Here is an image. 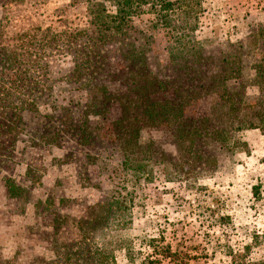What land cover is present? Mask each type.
Masks as SVG:
<instances>
[{
	"label": "rangeland",
	"instance_id": "1",
	"mask_svg": "<svg viewBox=\"0 0 264 264\" xmlns=\"http://www.w3.org/2000/svg\"><path fill=\"white\" fill-rule=\"evenodd\" d=\"M118 2L0 0V264H264V0Z\"/></svg>",
	"mask_w": 264,
	"mask_h": 264
},
{
	"label": "trees",
	"instance_id": "2",
	"mask_svg": "<svg viewBox=\"0 0 264 264\" xmlns=\"http://www.w3.org/2000/svg\"><path fill=\"white\" fill-rule=\"evenodd\" d=\"M124 1V0H123ZM123 1L118 2L117 5H121L122 7H124L126 4H123ZM122 10H119V12H121ZM103 11L97 12V14L94 16L95 17V22H99L101 20V17L104 16V14L102 15ZM97 18V19H96ZM123 19V18H122ZM94 21V25L96 24ZM97 30L101 31L100 26H96L95 27ZM101 37H104L103 34H100ZM99 38L96 39V42H98ZM84 54V53H83ZM86 56L92 55V52L90 50H86L85 52ZM91 61L89 58L83 60L82 65L84 64H88L89 66L91 65ZM96 63H94L95 65ZM202 71V70H201ZM224 77V76H223ZM198 79V78H197ZM220 85L223 86L224 85V78L219 79ZM196 83H199V88L200 89H204V88H214V85L211 84V82H208V79L206 81H201L200 79H198V81ZM101 88V87H100ZM147 84L145 85H139V86H135L133 89L137 90V91H142V90H147ZM95 89H98V87H95ZM106 92V91H105ZM219 96H217L216 101H220V99L218 98ZM109 96L107 95V92L105 94V96L103 97V101L101 102V109H105L103 108L105 105L104 101H108L109 100ZM214 99V100H215ZM140 102L136 103V104H132V102L127 101L124 104L123 107V111H122V117L117 119L115 121V124L117 127H119V130L122 131V133H124V135H122V138H119L120 140L122 139V144H123V148L126 147L129 144L134 143L135 145L138 146L137 142L135 141L136 137H137V133H138V126L134 124V122L138 123L139 119L138 117H145V114H149L150 116V123L151 121H155L156 123H162L164 124L167 123H171V121L173 120L174 122H176V119H180V115L182 114L183 110L181 109V106L178 104L177 106H174L173 104H171L168 101H163V102H158V101H150L149 100H145L144 102L141 101V98L139 100ZM94 102V103H93ZM91 107H98L99 105V101L97 99H93L91 100ZM231 103H233V101L231 100ZM230 103V101L228 102L229 104V109L228 112H230V110H232V104ZM232 105V106H231ZM103 106V107H102ZM225 106V105H224ZM135 109V111H134ZM185 110V109H184ZM172 112L174 114H172ZM129 115V116H128ZM130 117V118H128ZM143 117L142 120L143 121ZM129 120L131 121L129 122ZM186 118L182 116L181 120L178 121V128L177 131L178 134L182 137H186V139H190L191 142L187 147V150H190L191 148H193L194 146V141H195V137H200V136H204L207 137L210 134L207 132L208 131V127L210 124H208L206 122L207 118L202 119V121H200V123H198L194 128H190L187 129L189 127H191V124L196 123L193 120H189L190 122L187 123L186 122ZM83 129L85 128L84 126H81ZM241 127V126H240ZM86 129V128H85ZM225 133V132H224ZM196 134V135H195ZM81 136L86 137V135H84V132L81 131ZM127 137V138H126ZM90 138V137H89ZM125 164L128 162V158L126 161H124ZM12 186V185H11ZM14 186H12L11 188H13ZM167 253L169 256H165L164 258H167L171 261H174V257H173V253L169 251V249L167 250ZM154 255H156L155 252H153ZM158 256V255H157ZM93 258V257H92ZM94 261L90 260V259H85V260H80L79 263L81 264H101V260L93 258ZM154 262H157L158 264L160 263L159 259H156ZM65 264H69V261L65 259L64 261Z\"/></svg>",
	"mask_w": 264,
	"mask_h": 264
}]
</instances>
